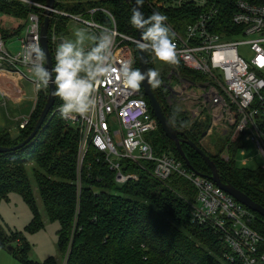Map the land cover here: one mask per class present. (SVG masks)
I'll return each mask as SVG.
<instances>
[{
    "label": "built area",
    "instance_id": "obj_1",
    "mask_svg": "<svg viewBox=\"0 0 264 264\" xmlns=\"http://www.w3.org/2000/svg\"><path fill=\"white\" fill-rule=\"evenodd\" d=\"M0 1L18 2L30 10L12 29L18 43L16 51L0 34V74H17L34 91L32 110L19 118V130L29 123L38 93L45 89L24 57L30 44L42 50L40 29L46 8L35 0ZM153 5L170 11L186 7L191 13L177 24H167L177 56L175 64L165 63L171 74L164 84L167 103L175 105L189 121L207 123L202 139L214 136L226 144V149L240 146L234 155L223 159L235 164L236 152L247 142L264 159V0H155ZM96 11L88 13L92 16ZM102 11L109 19L108 25L57 8L49 17L76 21L96 36L105 29L113 33L110 64L115 71L96 82L94 107L83 116L75 114L69 119L62 118L61 106L55 109L65 125L78 134V184L90 148L96 161L113 174L117 186L138 181L130 168H138L158 182L173 176L185 178L196 191L190 220L211 227L220 236L226 262L264 264V238L252 226L253 213L209 179L188 171L180 160L154 153L148 136L159 129L158 121L140 88L129 89L119 73L125 62L136 69L138 42L120 33L112 15ZM49 43L53 51L58 48L53 33ZM243 49L248 50V57L242 54ZM146 52L155 58L151 50Z\"/></svg>",
    "mask_w": 264,
    "mask_h": 264
},
{
    "label": "trees",
    "instance_id": "obj_2",
    "mask_svg": "<svg viewBox=\"0 0 264 264\" xmlns=\"http://www.w3.org/2000/svg\"><path fill=\"white\" fill-rule=\"evenodd\" d=\"M154 1L143 0L139 5L146 19L157 12L167 17L166 24H177L191 14L186 7L172 11L158 8L153 5ZM36 2L45 6V0ZM54 8L82 14L86 19L108 25L109 19L102 11L105 10L115 18L120 33L132 38L136 36V28L130 23L132 8L125 0H55ZM95 8L97 11L91 16L88 10ZM29 11L18 2L0 1V14L23 20ZM67 23L63 17L49 19V39L52 33L56 40L63 39L61 35L67 33ZM0 34L5 37L7 32L0 28ZM49 51L53 62L55 51L50 43ZM146 53L150 68V54ZM151 89L171 126L205 152L215 164L221 181L230 183L264 208V169H236L231 159L208 155L192 138V131H184L183 125H173L177 116L186 118L182 112L167 103L166 94H157ZM140 91L143 95L141 86ZM47 93L48 87L38 93L29 123L18 130L16 138L11 139L6 131L0 132V147L16 146L29 136ZM62 104L63 101L55 96L53 109L38 135L15 151L0 153V201L11 193L21 196L32 213L28 231L44 228V219L36 203L38 198L45 219L59 224L57 250L60 257L65 255L64 264H230L223 257L225 250L220 236L207 225L191 222L190 212L196 191L187 179L173 176L166 182H158L138 168H130L129 171L138 175V181L117 186L113 174L96 161L90 148L78 184V134L55 112ZM155 133L157 143H160H153L154 147L157 146L156 154H169L184 164L174 143L160 127ZM203 134L200 132V138ZM180 147L191 165L192 170L184 164L188 171L210 175L208 166L193 149L186 144ZM239 147L230 146V155H234ZM28 163L33 166L27 170L25 165ZM33 187L37 197L33 194ZM253 215L252 226L264 238V218L256 213ZM9 246L13 248L9 254L21 264H58L57 257H48L42 263L29 260L28 244L16 232L6 233L0 221V248L7 251Z\"/></svg>",
    "mask_w": 264,
    "mask_h": 264
},
{
    "label": "clouds",
    "instance_id": "obj_3",
    "mask_svg": "<svg viewBox=\"0 0 264 264\" xmlns=\"http://www.w3.org/2000/svg\"><path fill=\"white\" fill-rule=\"evenodd\" d=\"M136 2L139 6L143 0ZM166 21L167 17L160 13L153 12L146 19L139 7L132 9L130 23L141 30V42L138 46L143 50H151L161 62L175 64L176 45ZM112 22L115 23L114 17ZM74 35L75 40L65 39L57 48L56 63L51 71L44 66V53L39 45L30 44L24 57L25 62L31 65L39 84L47 87L51 82L55 85L53 95L63 101L59 111L64 119L75 114H87L95 105L93 93L96 82L115 71L110 64L113 44L111 31L105 29L97 36H89L83 29H78ZM89 39L95 43L86 49L85 43ZM119 73L125 85L132 90H138L145 80L153 89L161 85L160 73L152 68L141 72L133 69L130 62H125Z\"/></svg>",
    "mask_w": 264,
    "mask_h": 264
},
{
    "label": "rangeland",
    "instance_id": "obj_4",
    "mask_svg": "<svg viewBox=\"0 0 264 264\" xmlns=\"http://www.w3.org/2000/svg\"><path fill=\"white\" fill-rule=\"evenodd\" d=\"M38 1V0H36ZM2 21V15H0V24ZM67 27V33L65 35H61L63 37V42L65 39H71L75 40L74 33L78 29H83L86 34L89 36H96L94 32L89 31L86 29L83 25L76 21H69L68 24H66ZM94 41L89 39L85 43V48L88 49L94 45ZM10 49L16 51L18 49V43L16 39L12 41V44L10 45ZM57 50V47H56ZM56 50L53 53V62L54 65L56 63ZM242 54H244L246 57L249 56V52L246 49H243ZM152 64L150 65V68L155 69L160 73V79H161V85L158 88L153 89L157 94L160 92H163V94H166V88L164 87V84L169 81L171 78V74L169 72V69L167 65L164 62H161L157 60L156 58H151ZM48 94V93H47ZM46 99V97H45ZM147 99V98H146ZM28 109V105L23 104L20 105L21 110L24 112V109ZM60 107V106H59ZM172 107H175L173 105ZM176 108V107H175ZM30 109V108H29ZM29 111V110H28ZM11 116L15 115L12 114L10 111ZM177 116V115H176ZM186 119V118H185ZM183 117L177 116L176 122L173 120V125L175 127L183 125L184 131H192V138L195 139L196 142L202 147L208 155L211 157H219L222 159L224 157L230 156V148L229 146L226 149V144L220 143L217 141V139L214 136L207 137L205 139L200 138V132L206 131V125L207 123H200L195 122H189L187 119L185 120ZM20 120H18L16 123H13L6 119L5 112L2 108H0V132L6 131L11 139L16 138L18 136V130H17V124ZM179 122V123H177ZM198 132V133H197ZM148 141L152 144L154 153L156 154V147L153 145V143H156L157 145H160V143H157V133H152L148 136ZM235 165L236 169H245L249 171H257L263 167L264 159L256 151L253 144L250 142H247L240 150L236 152L235 156ZM245 162V164L243 163ZM185 164V163H184ZM27 170L28 168L32 167V163H28L25 165ZM30 179L31 176L29 175ZM33 194L35 197H37V191L35 187H33ZM36 203L38 205L40 213L42 214L44 219V228L40 229L35 232L28 231L29 223L32 219V213L29 209V207L26 205L24 200L19 196L18 194L11 193L8 195V197L5 200L0 201V221L3 225V228L6 233H18L23 241L28 244L30 247V251L28 253V259L34 262L42 263L44 260H46L48 257H57L58 264H63L65 255L63 254L62 257L59 256V252L57 250V231L59 229V224L57 222L50 223L45 219V216L42 212V208L40 206L41 202L36 200ZM0 264H21L19 263L13 256H11L6 250L0 248Z\"/></svg>",
    "mask_w": 264,
    "mask_h": 264
},
{
    "label": "water",
    "instance_id": "obj_5",
    "mask_svg": "<svg viewBox=\"0 0 264 264\" xmlns=\"http://www.w3.org/2000/svg\"><path fill=\"white\" fill-rule=\"evenodd\" d=\"M131 8L139 7L137 5L136 0H125ZM54 2L55 0H45V16L43 19V22L41 24L40 29V42L42 47V52L44 53V59L45 63L44 66L49 69L50 71L53 69V62L51 58V53L49 51V17L51 15V10L54 8ZM139 10L141 11L140 7ZM136 41L138 42L136 45V58H137V67L141 72H146L149 69V63H148V57L146 50L141 49L138 44L141 42V30L136 29ZM63 43V39L60 38L57 40L58 47L60 44ZM141 89L143 92V95L147 98L149 106L151 108V111L155 118L158 121V124L160 126L161 131L164 133V135L171 140L180 157L184 161L185 165L192 170L191 165L187 161L186 157L184 156L183 151L181 150L180 145L186 144L191 149H193L206 163L210 170V175H201L198 174L204 178L209 179L212 181L217 187H219L221 190H223L225 193L233 197L237 202L241 203L243 206H245L247 209L252 211L253 213L258 214L259 216L264 218V208L259 205L258 203L254 202L251 198H249L247 195H245L243 192L236 189L234 186H232L230 183L223 182L220 179V175L217 172L215 164L210 160V158L203 152L197 145H195L193 142L187 140L182 132H179L175 130L171 124L169 123L168 119L166 118L162 107L160 106L159 102L155 98L153 91L151 89V86L148 84L147 80L141 82ZM48 87V94L45 101V104L38 116V119L29 134V136L22 142H20L18 145L13 147H0V153H8L15 151L23 146H25L27 143H29L32 139H34L39 131L43 128V125L45 124V121L50 114V112L53 109L54 101H55V95H53L55 91V85L51 82L49 83ZM204 136V134H203ZM13 248L11 246L7 247V252L11 253Z\"/></svg>",
    "mask_w": 264,
    "mask_h": 264
},
{
    "label": "crops",
    "instance_id": "obj_6",
    "mask_svg": "<svg viewBox=\"0 0 264 264\" xmlns=\"http://www.w3.org/2000/svg\"><path fill=\"white\" fill-rule=\"evenodd\" d=\"M21 23L14 17L2 15L0 28L7 32L5 38L12 43V29ZM34 91L29 82L20 78L17 74H0V108L5 112L7 120L16 123L23 115L29 114L33 107ZM28 105V109L21 110L20 105ZM30 108V109H29ZM29 110V111H28ZM10 111L12 115L10 114ZM1 126V125H0Z\"/></svg>",
    "mask_w": 264,
    "mask_h": 264
},
{
    "label": "flooded vegetation",
    "instance_id": "obj_7",
    "mask_svg": "<svg viewBox=\"0 0 264 264\" xmlns=\"http://www.w3.org/2000/svg\"><path fill=\"white\" fill-rule=\"evenodd\" d=\"M161 106V105H160Z\"/></svg>",
    "mask_w": 264,
    "mask_h": 264
}]
</instances>
